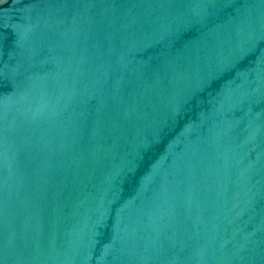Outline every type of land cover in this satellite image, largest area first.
I'll return each mask as SVG.
<instances>
[{
	"label": "water",
	"instance_id": "obj_1",
	"mask_svg": "<svg viewBox=\"0 0 264 264\" xmlns=\"http://www.w3.org/2000/svg\"><path fill=\"white\" fill-rule=\"evenodd\" d=\"M0 264H264V0H0Z\"/></svg>",
	"mask_w": 264,
	"mask_h": 264
}]
</instances>
